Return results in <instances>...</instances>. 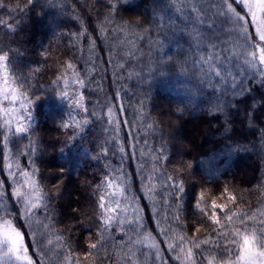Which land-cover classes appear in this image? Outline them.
I'll use <instances>...</instances> for the list:
<instances>
[{
  "label": "trees",
  "instance_id": "obj_1",
  "mask_svg": "<svg viewBox=\"0 0 264 264\" xmlns=\"http://www.w3.org/2000/svg\"><path fill=\"white\" fill-rule=\"evenodd\" d=\"M194 3L198 0H52L50 5L37 2L29 7L27 0H0V57L11 85L33 105L23 133L0 129V181L11 209L0 212V218L13 220L27 233L25 244L34 264H161L146 245L128 244L129 237L120 229H108L107 239H100L105 218L98 204L101 195L114 208L117 201L135 198L164 264H182L176 259L179 249L167 248L181 236L210 240L200 248L197 261L203 256V264H226L239 254L235 233H253L241 220L223 229L212 225L194 208L200 192L201 207L209 213L211 201H217L226 211L264 219L259 215L264 212V70L238 67L234 61L222 69L212 65L214 71H225L224 78L209 73L207 61L214 50L196 46V32L206 29L207 22H198ZM227 39V34L221 36V42ZM251 45L245 56H252ZM69 63L73 69L67 68ZM77 71L85 88L64 83ZM233 76L235 93L230 90ZM62 91L68 95L62 97ZM75 94L85 97L87 112L74 105ZM117 118L123 121L118 133L109 127V120ZM73 119L82 127H61ZM117 135L119 144L113 145ZM119 145L126 151L113 154ZM5 153L12 171L19 161L44 195L49 217L45 222L50 225L44 256L36 253L32 233L19 215L22 205L12 197V189L23 181L8 175ZM106 163L118 165L122 172L109 170ZM121 176L129 186L124 196L115 195L106 183L120 187ZM149 183L155 192H164L168 183L182 184L184 191L172 198L169 210L161 203L167 192L158 196ZM228 195L235 200L229 201ZM37 211L44 216L42 209ZM174 215L182 217L178 225L169 224ZM217 215L222 224L228 223L225 212L217 210ZM218 229L221 233L212 235ZM124 231L129 232L127 225ZM89 243L98 247L87 248ZM183 247L187 251L189 245Z\"/></svg>",
  "mask_w": 264,
  "mask_h": 264
},
{
  "label": "snow or ice",
  "instance_id": "obj_2",
  "mask_svg": "<svg viewBox=\"0 0 264 264\" xmlns=\"http://www.w3.org/2000/svg\"><path fill=\"white\" fill-rule=\"evenodd\" d=\"M37 2H46L51 4L52 0H27L29 7ZM234 5H236L234 7ZM110 8H115L116 5H109ZM192 11L197 12V20L200 24L207 22V28L196 32V46L197 48H203L205 46L211 47L214 51L209 54L210 58L207 61L208 71L212 73L215 64L216 69H222L224 64L231 66L233 62H237L238 67L250 68L254 67L259 70H264V0H198V3L193 4ZM111 19V17H108ZM243 25L247 31H243L237 27V25ZM101 29H103V24H101ZM128 27V26H126ZM251 29L252 31H250ZM128 30H131L130 28ZM227 34L228 39L221 42V36ZM83 35V33H81ZM251 35L253 40L259 39V47L256 45H251L253 48L252 56H245L244 50L250 46V41L248 36ZM231 44L232 47L228 48L226 45ZM245 56L246 62L241 63V57ZM4 58L0 57V61ZM203 60V57H201ZM123 69L124 65H120ZM68 69H73L74 66L69 63L67 64ZM231 75V73H228ZM240 73H237L238 76ZM82 73L75 72L71 81L68 79L64 80L65 85L72 83L78 85L79 88H85L86 82L81 79ZM214 75L216 78L221 79L225 77V71L215 70ZM235 77H232V87L231 92L235 93ZM59 79V78H58ZM242 82V81H241ZM66 91H62V97L67 96ZM76 95V99L73 101L77 109H83L87 112V108L83 103L85 97L83 95ZM224 95V93H221ZM0 98L7 101L11 107L3 108L0 107V118H3V125L5 127H12L15 125V132L23 133L26 130V125H24L23 120L18 115V111H23L26 113L24 119L31 120V107L32 101L30 98L24 96L22 91L16 87H13L9 83V79L6 73L0 72ZM19 104V107H15ZM117 113L119 109H116ZM91 115L95 116V112ZM113 116V108H108V117ZM6 117V118H5ZM87 123V121H84ZM123 121L117 119L109 120V127L118 133L120 125ZM61 127L65 130L69 128L79 129L82 127L80 121L74 120L72 123H63ZM129 127L131 124L129 123ZM0 129H3L0 127ZM5 145L7 147L8 136L5 135ZM135 139V137H133ZM105 143H108L105 141ZM113 145L119 144V136L114 137L112 141ZM126 147L124 145H119L118 148H113V154L124 153ZM108 154V153H107ZM107 156V155H105ZM5 163L4 167L8 170V175L10 177H15L19 175L23 178V184L20 187H14L12 189V197L15 198L21 205L23 210L19 215L23 218L25 225L28 230L32 233V240L35 244V251L38 255L44 256L47 254L46 245L43 241L47 238V233L50 230V225L45 221L49 219L48 217V206L44 203V195L40 191L39 186L34 179L33 175L27 171H24L20 162H15L16 171H12V163H9V156L5 153L3 157ZM124 157L121 155L120 160L123 162ZM106 167L111 171H120L122 169L117 165L115 168L111 163H106ZM144 169H141L143 174ZM107 176V173H105ZM125 177H120L121 186L117 187L116 183L112 181H106L107 187L115 189V195L124 196L126 192L129 191L128 184L125 183ZM146 179L151 181L152 177L149 175ZM175 177H167V181H174ZM13 183H20L18 180L13 179ZM150 190L155 192V185L149 183ZM4 182L0 181V212L8 213L11 211L9 204L5 198L3 192ZM171 191H168V189ZM184 188L182 184H172L168 183L164 192H167V197L165 200L161 201L164 206L171 210L174 205L173 197H177V193H183ZM227 192V190H224ZM164 192H155L156 195H164ZM149 199L152 197L149 196ZM180 198V197H177ZM227 199L229 201H234L235 197L233 195H228ZM106 197L101 195L98 201L99 208L104 211L101 213L105 218L102 221V230L100 233V239L103 241L107 239L104 236V232L108 229L116 230L120 229L123 236H128V244L132 245H146L155 258L160 260L161 264H164L163 257L160 254V247L157 243V238L153 236L152 232L147 231V225L144 222V218L140 215L141 209L136 205L135 198L131 200L125 199L123 202L117 201V206L114 208L110 203L105 202ZM204 200V193L200 192L197 194V199L194 203V208L200 210L207 217V220L212 223V225H219L220 229L227 228L228 224L235 223L236 220H241L244 224H248L253 227V233L236 232V236L240 238V245L238 248V256L234 264H264V245H258L257 241L264 239V219H257L255 213L249 214L243 211L232 212L230 210L226 211V205L217 203V201H211L212 211L209 213L206 208L201 207V203ZM123 203V207L120 204ZM42 209L44 216L41 217L40 213L37 211ZM175 209L177 212L180 211V205L175 204ZM217 210L220 212H225L227 224H222L220 217L217 215ZM119 212V215H113V213ZM159 215V213H157ZM261 217H264V212L259 213ZM249 217V220L244 221L243 217ZM180 219L179 215H174L169 221V224H177ZM259 224V227L256 225ZM125 225L128 226L129 232L135 234L136 239L133 240L129 235V232L124 231ZM159 226V225H158ZM220 229L214 232L212 235L220 234ZM165 231V230H162ZM171 232L172 229L166 230ZM235 231V230H234ZM141 233H146L141 238ZM27 233L22 232L19 226L14 224L13 220L0 218V264H34L33 256L29 254L30 248L25 244V237ZM226 244L228 242V236L224 235L222 237ZM59 239V237H58ZM210 240H192L188 241L187 237L181 236L178 243H167V248L176 251L179 249L176 259H181L182 264H203L205 258L201 256L199 261L196 260V256L199 254L200 248L206 245ZM51 240L48 244H51ZM161 243H164L163 241ZM189 245L187 251L184 249V244ZM87 248L96 249L98 247L97 243L86 244ZM131 251V249H130ZM142 254V253H141ZM135 255V253H133Z\"/></svg>",
  "mask_w": 264,
  "mask_h": 264
},
{
  "label": "rangeland",
  "instance_id": "obj_3",
  "mask_svg": "<svg viewBox=\"0 0 264 264\" xmlns=\"http://www.w3.org/2000/svg\"><path fill=\"white\" fill-rule=\"evenodd\" d=\"M240 29L243 30V31H247L246 28H244V26L241 24L239 25ZM248 40L250 41V43H252V45H256L257 48L259 47V39H255L253 40V38L251 37L250 38V35L248 36ZM252 55H253V52H252ZM0 72H4L6 73L5 71V62L4 60L3 61H0ZM7 74V73H6ZM9 79V78H8ZM10 83V81H9ZM11 84V83H10ZM12 105H9L7 101H4L2 98H0V107H3V108H7V107H11ZM15 107H19V104H16ZM23 111H18V115L21 117V119L23 120V123L25 122V119H24V115H23ZM6 118V117H5ZM1 119V124H2V128L4 129L5 133L8 134L10 132H15V125L13 124L12 127H5L3 125V118H0ZM22 181H23V178H22ZM259 227V225L257 226ZM257 244L258 245H264V239H260L257 241ZM235 261H231L230 263H226V264H234Z\"/></svg>",
  "mask_w": 264,
  "mask_h": 264
}]
</instances>
